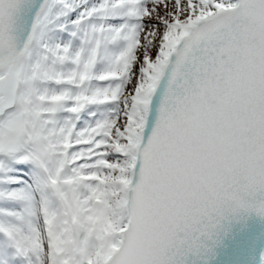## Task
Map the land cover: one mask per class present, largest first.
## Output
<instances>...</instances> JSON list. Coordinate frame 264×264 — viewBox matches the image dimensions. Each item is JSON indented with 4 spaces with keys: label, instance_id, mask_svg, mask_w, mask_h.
<instances>
[{
    "label": "snow or ice",
    "instance_id": "1",
    "mask_svg": "<svg viewBox=\"0 0 264 264\" xmlns=\"http://www.w3.org/2000/svg\"><path fill=\"white\" fill-rule=\"evenodd\" d=\"M249 217L264 0H0V264H208Z\"/></svg>",
    "mask_w": 264,
    "mask_h": 264
},
{
    "label": "water",
    "instance_id": "2",
    "mask_svg": "<svg viewBox=\"0 0 264 264\" xmlns=\"http://www.w3.org/2000/svg\"><path fill=\"white\" fill-rule=\"evenodd\" d=\"M264 230V223L257 218L249 217L246 221H235L225 239V243L219 246L213 254L210 255L208 264H244L247 255L251 252V248L241 250L238 248L237 242L247 240L252 233H259ZM256 246V250L258 251Z\"/></svg>",
    "mask_w": 264,
    "mask_h": 264
}]
</instances>
